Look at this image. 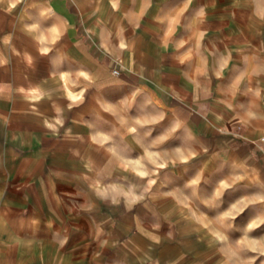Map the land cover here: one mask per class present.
Segmentation results:
<instances>
[{"label":"crops","instance_id":"1","mask_svg":"<svg viewBox=\"0 0 264 264\" xmlns=\"http://www.w3.org/2000/svg\"><path fill=\"white\" fill-rule=\"evenodd\" d=\"M250 4L0 0V227L41 230L34 264H52L38 254L49 244L68 246V264H219L217 224L191 186L217 181L220 151L261 165ZM119 51L131 73L114 74ZM174 167L183 203L154 190L156 170L169 185ZM27 183L38 193L15 190Z\"/></svg>","mask_w":264,"mask_h":264},{"label":"rangeland","instance_id":"2","mask_svg":"<svg viewBox=\"0 0 264 264\" xmlns=\"http://www.w3.org/2000/svg\"><path fill=\"white\" fill-rule=\"evenodd\" d=\"M173 1V0H169ZM242 1V0H241ZM246 1V0H243ZM251 4V28L253 39L249 45L251 63L255 76H261L259 101L262 104L264 93V0H248ZM131 26H123V37H129ZM118 52V51H117ZM120 52V51H119ZM117 56L115 68L121 72L131 73L134 66V58L125 55ZM156 63V62H154ZM229 64L220 72L219 81L223 83L224 90L229 86L231 74ZM245 87V86H244ZM233 107V106H232ZM264 114V110H263ZM261 132L256 138L254 145L262 146L259 140L264 135V122L261 123ZM170 152L172 166L180 165L178 155ZM158 153L156 156L158 157ZM213 161L218 169L217 185L213 178L212 183L209 173H203L191 186L192 192L199 194L201 200L197 203L202 205L204 219L207 224H217L219 264H264V151L258 160L261 165L255 167V161L245 163L238 155L230 157L227 152L220 151L214 154ZM210 162V156L207 157ZM172 184H163L161 178L162 170H156L155 193L171 196L179 200L180 194L186 186L184 171L180 168L171 169ZM182 180V181H181ZM17 183V182H16ZM19 183V182H18ZM47 188L48 186H44ZM114 188V185L107 186ZM140 192L146 191V185H138ZM24 189L28 194H37L38 185L20 184L15 190ZM183 203L181 200L177 201ZM2 219H8L3 216ZM1 219V220H2ZM3 227V225H1ZM0 235L14 231L16 235L23 238L20 243H0V264H34L33 255L35 245L31 244L35 235H39L38 228H2ZM46 251L52 260V264H68V246L63 245H38V254Z\"/></svg>","mask_w":264,"mask_h":264},{"label":"built area","instance_id":"3","mask_svg":"<svg viewBox=\"0 0 264 264\" xmlns=\"http://www.w3.org/2000/svg\"><path fill=\"white\" fill-rule=\"evenodd\" d=\"M114 74L115 75H119L120 74V71L119 70H114ZM262 104L264 106V93H263V96H262ZM259 143L264 146V135L261 137V139L259 140Z\"/></svg>","mask_w":264,"mask_h":264}]
</instances>
